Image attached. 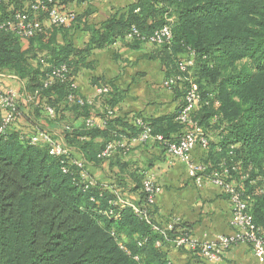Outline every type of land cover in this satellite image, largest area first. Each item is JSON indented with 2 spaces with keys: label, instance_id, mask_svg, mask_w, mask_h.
<instances>
[{
  "label": "trees",
  "instance_id": "16d2710c",
  "mask_svg": "<svg viewBox=\"0 0 264 264\" xmlns=\"http://www.w3.org/2000/svg\"><path fill=\"white\" fill-rule=\"evenodd\" d=\"M42 1L48 10H40L33 18L44 23L53 5L74 11L69 4L91 2ZM30 3L0 0V22H14L15 13L29 10ZM74 12L76 19L69 27H52L24 38L29 41L28 48L23 47V38L14 31L0 29V69L28 80L24 92L37 97L30 102L34 114L43 116L45 108L51 107L55 117L49 122H61L66 111L83 117L79 127L69 126L65 138L88 163L99 165L105 159L100 155L109 143L137 138L141 128L136 120L129 125L114 117L113 108L121 96L113 97L112 91L108 94L104 127L88 128L90 105L69 101V95L77 91L73 88L74 73L94 49L118 40L150 42L158 30L169 26L171 38L159 44L163 48L161 57L170 67L167 79L176 78L180 74L178 65L194 52V65L172 88L183 91L185 102L190 82L197 83L202 102L194 118L207 136L210 129L221 131L220 157L199 163L208 165L210 171L224 164L230 172L226 180L233 185L236 178L245 176L240 174L241 168L246 170L245 188L235 186L244 192L254 221L264 232V0H137L99 26L83 22L85 14ZM133 27L142 39L126 38ZM77 30L90 35L83 48L71 40ZM58 33L63 43L58 41ZM44 51L46 56L40 59ZM32 60H38V65ZM242 60H249L255 71L252 73L246 64L236 68ZM62 65L68 68L65 80L54 78L45 86L54 69ZM178 113L175 121L182 129L176 120ZM5 115L0 106V264H176L164 250L171 240H164L153 229V224H158L153 218L155 204L150 207L149 223L131 207L116 203L117 192L128 198L123 191L98 182L86 187L81 168L68 157L51 155L45 144H31L32 136L12 124L2 129ZM142 119L155 135L167 141L179 140L181 134L174 138L166 130H158L152 121ZM210 145L209 139L207 148ZM125 149L117 146L111 158ZM62 161L68 172L63 171ZM84 169L88 172L86 166ZM139 175L144 179L143 174ZM120 178L118 185L126 186ZM141 178L136 186V191L141 190V200L136 202L139 205L146 200ZM173 236L171 232V239ZM157 241L162 245L157 246Z\"/></svg>",
  "mask_w": 264,
  "mask_h": 264
},
{
  "label": "crops",
  "instance_id": "0c3cea01",
  "mask_svg": "<svg viewBox=\"0 0 264 264\" xmlns=\"http://www.w3.org/2000/svg\"><path fill=\"white\" fill-rule=\"evenodd\" d=\"M136 1L91 0L81 4H69V8L78 15L85 14L83 22L99 26ZM45 23L48 25L47 20ZM89 39L90 35L82 30H77L71 37L72 42L79 48H83ZM21 40L23 47L28 48V39ZM58 41L63 43L60 33ZM162 49V46L149 41L133 44L118 40L102 49L92 50L86 57L84 64L74 73V80L79 93L92 102L88 112L100 128L104 127L105 110L108 108L107 100L110 96L101 95L99 89L106 86L110 88V93L112 91L113 97L121 96L113 108L115 118L134 125L135 120L141 117L152 121L158 130H166L174 138L182 133V129L176 124L175 115L184 103L183 91L166 86L170 67L161 57ZM45 56L44 51L40 59ZM41 61L44 62L43 59ZM31 62L38 65V60ZM27 82L28 80H21L8 69H0V89L21 91L22 116L34 125L32 132L23 130V125L29 124L21 117L20 125L16 126L21 133H30L27 136H33L39 132L40 127H48L50 134L65 144L75 160L85 163L88 173L96 182L123 191L134 203L141 200V190L136 191L137 179L141 178L139 173L143 174L144 179L141 178V181L153 180L161 188L153 208V218L162 227L177 221V230L189 232L191 238L198 242L215 240L219 235L233 233L229 225L232 212L228 196L210 181L197 184L190 178L186 162L168 153L161 143L146 144L137 139L124 138L125 151L112 158L103 159L97 166L88 163L82 152L65 138V131L69 126L79 127L84 123L83 117L66 111L61 122H49L46 114L33 115L26 108L24 91ZM174 128L176 130L172 131ZM208 132L210 148L197 146L191 153L192 160L196 162L220 157L218 144L222 138L221 131L210 129ZM240 174L246 176L247 172L241 168ZM245 176L236 178L234 184L244 189ZM119 178L123 179L126 186L118 185ZM164 250L168 251L176 264H184L189 260L198 261V264H264V258L257 257L251 247L244 244L233 246L216 263L205 260L189 246L178 248L170 242Z\"/></svg>",
  "mask_w": 264,
  "mask_h": 264
},
{
  "label": "built area",
  "instance_id": "2783aa9c",
  "mask_svg": "<svg viewBox=\"0 0 264 264\" xmlns=\"http://www.w3.org/2000/svg\"><path fill=\"white\" fill-rule=\"evenodd\" d=\"M48 1L50 3L54 2V0ZM46 8L47 7L44 5L42 0H31L29 10L16 12L14 22H0V29H10L21 38H32L37 34L45 33L52 27H69L76 19V13L74 11L59 10L55 5H53L48 11V25L41 20L33 18L40 10H45ZM171 36L170 27L165 26L158 30L154 36L150 38V42L159 45L165 40H169ZM126 38L128 40H133L134 38L142 39V36L138 32L137 28L133 27ZM193 57L194 52L191 53V57L178 65L180 74H178L176 78L171 77L170 79H167L165 82L166 86L172 87L178 81H181L183 78L182 74L187 72L194 65ZM67 73L68 68L66 65L55 68L45 86H49L50 83L54 81V78L65 80V75ZM73 88L77 89V91H74L71 95H69V101L75 102L79 105H93L90 100L86 99L79 93L76 84H73ZM99 93L101 95H108L110 94V88L106 86L101 87L99 89ZM16 95L17 92L13 89H8L6 91H2L0 89V106L6 112L2 129L8 128L18 115L19 107L16 102ZM25 98L27 99V102H35V100H37L36 96H30L27 94ZM201 100L202 97L198 84L191 81L187 88L184 105L176 117L179 124L183 126L182 133L178 141H167L162 135H155L152 127L142 118L136 119V124L141 128V133L139 137L133 139H137L142 143L152 141L163 143L166 146L168 153L186 162L188 174L197 184L200 185L205 181H210L212 184L220 188L228 196L231 203L232 213L229 225L233 229V233L228 235H219L215 240L198 242L193 240L190 234L178 231L176 228V225L178 224L177 221L167 227L153 224V229L156 232H159L164 240H171L176 247L180 248L189 246L196 250L205 260L212 263L219 262L223 258L225 252L230 250L233 246L240 244L250 246L257 257L264 258V232L255 223L254 217L249 211V204L244 197V192L226 180V176L230 173L228 168H226L224 164H221L220 169H213L210 171L208 165L196 162L191 158V153L197 146L207 148L209 144L208 136L194 118L198 105L202 102ZM45 112L48 119H53L55 117V111L51 107H46ZM109 113L112 114L111 111ZM86 125L88 128L98 126L93 118L87 119ZM30 142L35 145H47L49 153L53 156L68 157L73 164L81 168V178L83 183L86 184V187L96 184V181L84 169V163L72 158L71 153L65 144L56 140L49 132L45 130L37 132L31 137ZM117 146L125 145L124 142H111L106 146L100 157H111ZM62 163L63 171L68 172L65 162L62 161ZM143 185L146 193V200L144 203L140 205L136 204L118 192L116 193V203L120 204L122 207H131L138 216L151 223L152 219L150 207L156 203V199L161 188L155 185L151 179L145 180ZM171 232L174 235L172 239L170 237ZM156 245L161 246L162 241H157Z\"/></svg>",
  "mask_w": 264,
  "mask_h": 264
},
{
  "label": "rangeland",
  "instance_id": "374dc122",
  "mask_svg": "<svg viewBox=\"0 0 264 264\" xmlns=\"http://www.w3.org/2000/svg\"><path fill=\"white\" fill-rule=\"evenodd\" d=\"M247 65L248 67H249V69H250V71L253 73L254 71H255V69H254V67L250 64V62H249V60H242V61H239V62H237L236 64H235V66H236V68H241L243 65ZM17 92V91H16ZM21 91H19V92H17V95H16V102H17V104H18V107H19V109H20V111H21V109H22V102H21V97H23L22 95H21V93H20ZM25 100L27 101V99L25 98ZM26 108H29L31 111H32V113H33V115H35L34 114V108H33V106L30 104V102H26ZM46 116V115H45ZM21 117L23 118V120H26V119H24V117L22 116V113H21V115H17V117H16V119L14 120V122L12 123V125L13 126H19L20 125V120H22L21 119ZM27 121V120H26ZM28 122V124L29 125H23L24 126V129L23 130H28L29 132H32V126H34V125H32V123H30L29 121H27ZM39 130H45V131H47V132H49L50 133V130L48 129V127H40L39 128ZM30 134V133H29ZM28 133H25V135L27 136V135H29ZM93 178V177H92ZM94 179V178H93ZM95 180V179H94ZM96 181V180H95ZM126 196V195H125ZM127 197V196H126Z\"/></svg>",
  "mask_w": 264,
  "mask_h": 264
}]
</instances>
